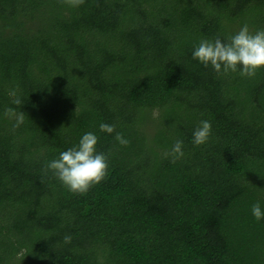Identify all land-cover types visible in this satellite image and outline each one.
<instances>
[{
    "label": "trees",
    "instance_id": "trees-1",
    "mask_svg": "<svg viewBox=\"0 0 264 264\" xmlns=\"http://www.w3.org/2000/svg\"><path fill=\"white\" fill-rule=\"evenodd\" d=\"M245 23L264 0H0V264H264V68L192 58ZM87 132L108 172L80 195L46 165Z\"/></svg>",
    "mask_w": 264,
    "mask_h": 264
},
{
    "label": "clouds",
    "instance_id": "clouds-1",
    "mask_svg": "<svg viewBox=\"0 0 264 264\" xmlns=\"http://www.w3.org/2000/svg\"><path fill=\"white\" fill-rule=\"evenodd\" d=\"M70 7L77 8L85 3V0H65ZM192 58L198 60L205 68H211L218 74L237 72L241 76L252 77L256 72L264 68V29L251 32L247 23L240 30L230 35L226 40L216 38L214 40H201L192 52ZM14 97L13 104L20 106L22 100L17 97L16 90L9 92ZM5 117L14 119L13 129L19 127L25 120V114L8 107L4 111ZM100 131L113 133L114 125L102 123ZM211 134V123L201 121L193 132V144L196 146L206 143ZM115 140L122 146H127L129 141L121 133H116ZM98 137L87 132L82 135L77 145L62 151L58 158L50 161L46 168L74 194H86L94 185L102 182L108 172V158L104 153L96 151ZM183 141L177 140L173 145L171 155L174 160L183 157ZM252 215L259 221L264 218L259 202L252 205ZM65 244H70L72 237H63Z\"/></svg>",
    "mask_w": 264,
    "mask_h": 264
}]
</instances>
